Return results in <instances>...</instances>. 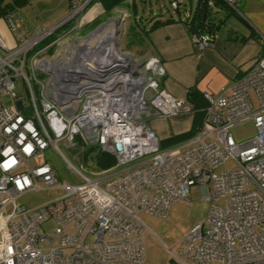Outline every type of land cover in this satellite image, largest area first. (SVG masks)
Here are the masks:
<instances>
[{
    "label": "built area",
    "instance_id": "1",
    "mask_svg": "<svg viewBox=\"0 0 264 264\" xmlns=\"http://www.w3.org/2000/svg\"><path fill=\"white\" fill-rule=\"evenodd\" d=\"M223 1L243 18L240 0ZM67 2V17L30 37L21 15L12 12L7 21L15 49L0 39V98L16 100L9 106L0 101V264H143L139 214L164 219L173 203H189L191 188L209 203L208 225H194L176 250L168 248L171 264H264V38L238 78L216 95L203 94L207 106L195 134L161 150L148 120L193 117V110L160 87L165 72L157 59L145 63L117 49L123 18L81 34L97 19L99 4ZM71 21L73 28L59 34ZM193 38L199 50L210 46L209 35ZM16 80L30 117L22 113ZM248 122L254 135L237 143L231 131ZM76 136L83 153L97 147L114 165L96 179L75 170L58 144L77 149ZM47 149L82 183L60 182L44 159ZM228 161L235 169L215 173ZM52 188L63 195L46 205L27 208L18 201ZM222 197L225 206H214ZM50 220L56 227L42 233Z\"/></svg>",
    "mask_w": 264,
    "mask_h": 264
},
{
    "label": "rangeland",
    "instance_id": "2",
    "mask_svg": "<svg viewBox=\"0 0 264 264\" xmlns=\"http://www.w3.org/2000/svg\"><path fill=\"white\" fill-rule=\"evenodd\" d=\"M197 0H183L181 5L182 12L190 13L195 9ZM95 11L96 20L83 27L81 34H86L94 30L100 24L105 23L111 26V22L117 20L120 16L124 19L123 32H121L120 43L117 44V49L131 55L133 59H141L145 63L152 58L149 46L146 43L139 44L141 33L136 25V21L132 16V1H126L122 4L113 7L106 13L100 3ZM171 4V3H170ZM9 5L18 15L20 14L26 27L29 29L28 36L32 35L37 28L48 29L59 23L69 14L67 0H2L0 6ZM168 0H137V9L140 15H144V25H149L151 20L155 18L165 17V11L172 12L169 9ZM176 9V8H175ZM155 16L146 23L149 12ZM160 14L162 16H160ZM243 19V18H242ZM115 22V21H114ZM146 23V24H145ZM74 22L71 21L68 25L58 31L62 34L64 31L71 30ZM142 25V24H140ZM208 34H200L191 36L192 42L194 36H201ZM0 39L8 50H13L16 47L15 37L5 19L0 18ZM212 42H210L211 46ZM209 46V47H210ZM209 47H205L209 48ZM197 48V47H196ZM203 49V50H204ZM16 93L18 100L21 99L24 105L23 115L26 117L32 116L33 112L29 105L28 99L25 96L24 90L21 88V81L16 80ZM250 97L255 107L258 106V100L254 92H250ZM0 101L4 106L13 105L16 100H13L8 95H2ZM233 139L239 143L250 139L254 135V130L250 122L234 128L231 131ZM74 143L77 149L66 150L63 143L58 146L62 151L64 158L71 164V166L90 179H96L98 174L106 171L102 170L96 164V159L100 154L113 158L110 154L102 152L99 148L86 147L85 154L81 151L83 143L79 137L74 138ZM44 159L52 167L58 180L60 182L66 181L74 185H79L82 180L71 169L67 168V162L52 149H47L43 153ZM133 165V164H132ZM131 166V165H129ZM236 165L232 161L226 162L220 166L215 173H222L235 169ZM108 170V169H107ZM63 195V192L58 188L47 189L39 193H28L19 198V202L25 204L27 208H36L46 205ZM226 197L220 198L214 202V206L223 208L226 204ZM209 203L202 198L201 192L196 188H191L189 192V203L175 202L170 207L166 218L160 219L144 214H139L142 222L145 225L144 232L141 239L145 250V258L143 264H171V255L168 248L172 251L176 250V244L183 238V236L196 224L204 223L207 227V213ZM56 227L53 221H47L40 226V231L44 234H50Z\"/></svg>",
    "mask_w": 264,
    "mask_h": 264
},
{
    "label": "crops",
    "instance_id": "3",
    "mask_svg": "<svg viewBox=\"0 0 264 264\" xmlns=\"http://www.w3.org/2000/svg\"><path fill=\"white\" fill-rule=\"evenodd\" d=\"M238 9L243 19L227 16L225 12L217 14L220 28L211 46L204 50L196 48L181 23L156 28L143 36L141 43L149 46L151 56L164 68L162 89L183 100L190 88L216 95L251 65L262 51L264 0H240ZM147 126L161 142L189 132L193 117H152Z\"/></svg>",
    "mask_w": 264,
    "mask_h": 264
},
{
    "label": "trees",
    "instance_id": "4",
    "mask_svg": "<svg viewBox=\"0 0 264 264\" xmlns=\"http://www.w3.org/2000/svg\"><path fill=\"white\" fill-rule=\"evenodd\" d=\"M0 0V4H1ZM132 1V16L136 21V25L142 33V37L139 39V42L143 41V36L147 35L150 31H153L156 28L163 27L165 25H169L172 23H181L190 36L200 35V34H208L210 36V42L214 39L217 31L220 28L221 22L217 19V14L219 12H225L227 16H234L239 19H242L237 13L232 11L223 0H197L195 9L190 13H183L181 10V5H183V0L181 3L177 5L176 9H172L170 6L171 0H168L169 10L173 11L172 14L168 11H165V17L163 18H155L152 15L151 11L149 12L150 16H148L146 23L149 25H144L142 22L144 19V15H140L137 9V0H96V2L100 3L103 10L108 13L113 7H116L123 2ZM143 1V0H138ZM14 12L13 9L9 5L0 6V18L5 19L8 24V15ZM160 16H162L160 14ZM145 23V24H146ZM142 24V25H140ZM186 103L190 106V108L194 112L193 116V126L189 132L170 137L166 140L159 142V148L161 150L169 149L179 145L180 143L186 141L191 136L195 134L197 128L200 126L201 120L203 118L204 109L207 106V102L196 88H190L186 93ZM85 154V153H84ZM96 164L102 170L110 169L114 165V159L109 158L103 154H100L96 159Z\"/></svg>",
    "mask_w": 264,
    "mask_h": 264
},
{
    "label": "water",
    "instance_id": "5",
    "mask_svg": "<svg viewBox=\"0 0 264 264\" xmlns=\"http://www.w3.org/2000/svg\"><path fill=\"white\" fill-rule=\"evenodd\" d=\"M119 148V147H118Z\"/></svg>",
    "mask_w": 264,
    "mask_h": 264
}]
</instances>
